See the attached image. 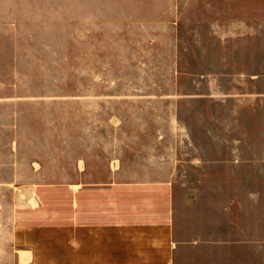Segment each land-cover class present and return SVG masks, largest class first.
Wrapping results in <instances>:
<instances>
[{"label":"crops","instance_id":"obj_1","mask_svg":"<svg viewBox=\"0 0 264 264\" xmlns=\"http://www.w3.org/2000/svg\"><path fill=\"white\" fill-rule=\"evenodd\" d=\"M190 14L86 0L78 55L71 8L0 0V262L221 264L228 245L236 264L221 226L264 192L244 180L264 179V74Z\"/></svg>","mask_w":264,"mask_h":264},{"label":"rangeland","instance_id":"obj_2","mask_svg":"<svg viewBox=\"0 0 264 264\" xmlns=\"http://www.w3.org/2000/svg\"><path fill=\"white\" fill-rule=\"evenodd\" d=\"M147 1V0H145ZM41 7L61 9L62 21L67 18L68 8L76 12L78 55L83 54L84 40V8L86 0H23ZM170 6L167 4L166 7ZM174 7L180 8L186 15L187 22L200 23L206 26V40H222L220 50L222 56L236 52L238 70L259 72L264 74V0H174ZM72 13V12H71ZM212 26L215 28L213 29ZM230 44V48H228ZM228 52V54H227ZM83 57V56H82ZM83 60V59H82ZM78 59L75 102L78 107L76 123H84V75L83 63ZM81 67V70L79 69ZM264 80V78H263ZM67 83V81H66ZM74 81L71 80V93ZM69 92L68 84H65ZM242 180V179H240ZM252 189L262 188L264 179H244ZM260 186V187H259ZM237 208L232 218H226V227L222 232L233 233L238 237L233 251L236 253V264H264V192L237 195ZM234 217V218H233ZM230 223V224H228ZM229 225V228H228ZM230 229V230H229ZM229 246H222V254L228 252ZM221 256V264H227L228 258ZM228 255V254H226ZM3 260L0 264H8Z\"/></svg>","mask_w":264,"mask_h":264}]
</instances>
